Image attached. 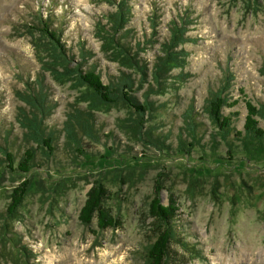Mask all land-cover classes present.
<instances>
[{
  "label": "rangeland",
  "instance_id": "1",
  "mask_svg": "<svg viewBox=\"0 0 264 264\" xmlns=\"http://www.w3.org/2000/svg\"><path fill=\"white\" fill-rule=\"evenodd\" d=\"M115 1L0 0V264H145L158 235L151 216L158 186L162 203L172 198L178 209L169 264H264V137L244 130L245 101L264 108V0H129L125 29L150 69L171 20L181 13L188 21L184 68L171 72L144 114L123 100L100 101L78 81L76 63L62 64L37 30L40 19L49 21L74 60L85 50V69L109 83L122 68L102 35ZM36 75L53 105L44 138L22 124L30 106L21 95ZM221 90L228 103L239 101L224 108L232 134L205 113L206 100ZM144 91L134 94L141 103ZM79 112L95 136H77ZM258 121L264 130V119ZM43 139H51V149ZM28 149L35 157L25 172ZM22 183L26 194L8 221L11 195ZM95 183L108 190L104 207L117 228L80 222ZM6 222L27 257L7 244Z\"/></svg>",
  "mask_w": 264,
  "mask_h": 264
},
{
  "label": "trees",
  "instance_id": "2",
  "mask_svg": "<svg viewBox=\"0 0 264 264\" xmlns=\"http://www.w3.org/2000/svg\"><path fill=\"white\" fill-rule=\"evenodd\" d=\"M114 4L116 6L115 11L107 15L110 27L109 29H104L102 35L104 40L110 43V46L113 45L115 49L114 58H116L122 68L119 70L120 74L110 80L109 83H104L101 75L95 69H85L83 62L86 58L85 50H82L80 56L82 60L80 62L74 60V55L69 54L70 51L62 40V32L54 29L53 24L49 21L40 19L37 30L50 43L62 64L76 63L74 70L78 81L82 86L92 90L100 101L115 103L118 100H123L138 113L144 114L153 110L154 107L149 102V98L159 95L165 89L167 80L171 78V72L174 69L184 68L187 53L182 49V45L190 42L189 37L186 36L188 21L186 17H181V13H179L178 18L175 17L171 20L168 27L169 35L160 44V51L157 52L153 60L152 69H150V64L140 57L142 52L140 42L134 44L129 41L131 32L125 29L132 17V5L129 0H117ZM128 70L133 71L132 74L140 76V79L133 77L131 73H128ZM35 78V83L29 80L26 81L25 91L21 95V100L30 106V112L24 115L22 124L34 128L32 132L35 137L44 138L48 134L45 120L50 115L53 105L49 98V87L39 75H36ZM142 89L145 90L142 96L143 103L140 101L141 98H137L134 95L136 91ZM238 103L239 101L228 103L223 90L213 92L206 100L205 113L208 114L213 124L222 132L232 134V119L224 114V108L237 106ZM245 106L247 115L244 130L248 137L259 140L264 137V130L258 126V119H264V108L258 109L248 100L245 101ZM190 119L196 127L198 121L193 113L190 115ZM77 122L79 125L77 136L83 134L96 135V130L93 128L89 118L83 115L82 112L78 113ZM41 141L51 149V139H43ZM7 156L10 162L13 161L11 153L7 152ZM34 157L33 150H26L20 168L25 172L29 171V165L34 160ZM27 188V183H22L14 189L10 204L6 210L8 221L16 219L18 208L22 203ZM161 190L162 187L160 186L156 188L155 198L151 204V216L155 220V228L158 231V235L144 252L145 264H169L172 259L170 246L177 236L175 220L178 209L176 202L171 198L168 205H164L158 194ZM107 195L108 190L105 189L103 184L95 183L90 189L79 215L80 222L83 225L89 226L96 220L102 230L114 229L119 226L120 223L117 218L112 216L104 207ZM4 236L16 257H27L28 251L26 247H24L18 234L13 231L8 222L4 224Z\"/></svg>",
  "mask_w": 264,
  "mask_h": 264
}]
</instances>
